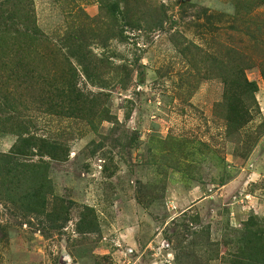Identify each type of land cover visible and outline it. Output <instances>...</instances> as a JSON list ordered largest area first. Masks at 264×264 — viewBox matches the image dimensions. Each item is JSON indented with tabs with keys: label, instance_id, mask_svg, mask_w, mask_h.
<instances>
[{
	"label": "rangeland",
	"instance_id": "374dc122",
	"mask_svg": "<svg viewBox=\"0 0 264 264\" xmlns=\"http://www.w3.org/2000/svg\"><path fill=\"white\" fill-rule=\"evenodd\" d=\"M0 264H264V0H0Z\"/></svg>",
	"mask_w": 264,
	"mask_h": 264
}]
</instances>
